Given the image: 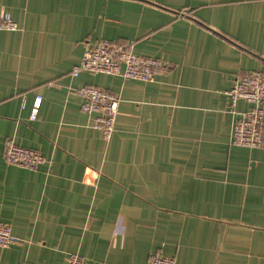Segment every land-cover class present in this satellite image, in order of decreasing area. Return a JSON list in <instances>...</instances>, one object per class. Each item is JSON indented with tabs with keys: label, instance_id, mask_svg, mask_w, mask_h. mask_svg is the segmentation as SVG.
<instances>
[{
	"label": "crops",
	"instance_id": "0c3cea01",
	"mask_svg": "<svg viewBox=\"0 0 264 264\" xmlns=\"http://www.w3.org/2000/svg\"><path fill=\"white\" fill-rule=\"evenodd\" d=\"M0 221L17 241L0 264H264V143H231L225 93L264 71V0H0ZM132 42L163 60L153 80L82 71L84 47ZM120 99L105 140L79 86ZM41 98L35 119L29 117ZM38 149L8 163L6 139Z\"/></svg>",
	"mask_w": 264,
	"mask_h": 264
},
{
	"label": "built area",
	"instance_id": "2783aa9c",
	"mask_svg": "<svg viewBox=\"0 0 264 264\" xmlns=\"http://www.w3.org/2000/svg\"><path fill=\"white\" fill-rule=\"evenodd\" d=\"M17 23L8 12L0 13V29L14 30ZM166 63L158 58L136 53L132 42H119L98 39L89 42L83 49L79 62L73 67L72 75L82 71L116 75L123 79L141 81L153 80L156 72L166 68ZM81 96V110L93 115V126L99 130L105 140L111 138L118 113L120 99L108 90L83 85L76 89ZM229 107L233 112L239 100L250 107L234 120L231 143L239 146L259 147L264 143V71L255 69L239 76L225 91ZM41 98L37 97L32 105L29 117L35 119ZM3 155L8 163L36 169L46 159L38 149L17 145L14 140L6 139ZM17 241L8 223L0 221V246L7 247ZM31 264V263H23ZM66 264H84V258L78 253H70ZM147 264H175L172 256L160 253L150 255Z\"/></svg>",
	"mask_w": 264,
	"mask_h": 264
}]
</instances>
